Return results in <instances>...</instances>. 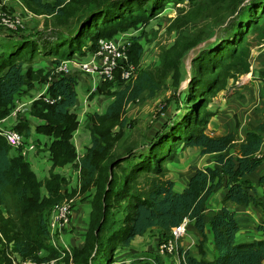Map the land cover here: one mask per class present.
<instances>
[{
    "label": "trees",
    "instance_id": "obj_1",
    "mask_svg": "<svg viewBox=\"0 0 264 264\" xmlns=\"http://www.w3.org/2000/svg\"><path fill=\"white\" fill-rule=\"evenodd\" d=\"M20 2L33 14L54 17L58 26L67 28L58 30L53 41H43L41 45L37 44V35L6 32L4 51L0 53V122L9 117L22 88L46 84L43 63L32 64L36 57L50 58L54 66L74 56L87 59L100 40L140 30L128 51V63L137 64L143 51L139 42L143 30L158 19L167 5L182 6L180 40L168 58L169 54L162 57L164 71H172L174 87L181 79L183 57L202 44L192 59L186 92L145 146H130L118 157L112 154L124 136V128L128 124L127 128H131L124 116L126 109L143 96L155 97L160 90L159 78L151 71H138L133 82L122 85L118 70L115 83H108L118 87L108 92L111 103L101 114L88 116L91 141L79 159L81 193L93 187L95 194L83 244L71 251V264H115V254L136 237L155 229L161 233V243L184 220L193 223L200 237L199 257L179 251L183 256L180 264H264V241L236 243L239 228L235 213L227 207L253 205L264 210L260 202L264 192L260 194L249 179L264 165V157H257L264 122L250 127L241 142L235 134L210 137L205 133L214 115L209 109L213 99L230 80L248 72L250 51L264 40V0ZM75 85L73 77L53 76L43 97L54 102L47 104L42 97L32 101L26 107L27 119L19 117L12 127L26 139L31 131L28 116L37 120L35 133L50 140L51 169L46 179L38 180L28 162L0 133V264H10L3 244L23 260L44 261L59 256L46 243L47 221L49 210L65 197L61 193L64 179L53 171L73 165L77 156L72 135L79 123L70 111L76 104ZM116 127L118 132L113 133ZM180 148H197L202 155H217V159L212 168L196 169L185 188L177 193L165 164L175 159ZM12 151L19 155L12 157ZM127 160H131L129 167L122 165ZM258 180L264 185V173ZM221 187L225 191L221 209L209 222L214 244V256L209 261L204 251V213L208 199ZM39 252L42 257H38ZM150 260L144 264H158L157 257ZM64 261L68 264L67 258Z\"/></svg>",
    "mask_w": 264,
    "mask_h": 264
},
{
    "label": "crops",
    "instance_id": "obj_2",
    "mask_svg": "<svg viewBox=\"0 0 264 264\" xmlns=\"http://www.w3.org/2000/svg\"><path fill=\"white\" fill-rule=\"evenodd\" d=\"M10 3L12 4H10L9 8L18 11L19 9L16 7L19 8L20 6L27 15L29 13L33 15V13L29 11L27 7L20 2V0H10ZM248 62V72L239 76L236 81L230 80L226 88L219 92L210 104L209 109L214 113V115L208 121L205 131V133L210 137L235 134L237 136L238 142H241L244 139L245 132L250 127L258 126L264 122V40L261 44L254 46L251 49ZM79 74H81V72H79L76 66H73L66 76L73 77L76 80V77ZM35 89L38 91L34 92V94H31ZM45 91V85H34L31 89L22 88L20 94L14 100L13 109H15L19 104H26L27 107L30 102L37 100L38 95ZM86 98H84L82 101L76 100V104L70 109V111L76 115L77 121L79 123L78 129L72 135V144L78 149L83 142V138L85 137V134H80L81 132L79 133V118H81L83 121L86 114L92 115L96 112L91 110V102ZM111 101L112 98H110L108 105L111 103ZM26 111V108L20 110V112L17 113L15 117L9 115V117L15 119L14 123L9 128L12 129L19 117L22 119H27ZM28 120V124L30 125L31 129L30 135L32 136L35 133L34 128L36 126L37 120L32 118L29 119V116ZM45 138V142L42 145L39 144V152L32 154L31 159H33V161L30 160L31 163L26 161V157H23L24 160L30 165L31 170L36 175L38 180L41 179L38 178L37 174L41 176L42 179H45L47 178L48 172L51 169V158L48 151L50 140L48 141L47 137ZM44 150L47 153V159L40 155V152H45ZM80 150L81 147L78 152L83 155L84 152H81ZM17 155L19 154L16 151L11 152L12 157ZM43 155L45 154L43 153ZM216 159L217 155H202L200 149L197 148H180V151H178L175 159L166 166L168 171L167 177L173 181L174 188L177 187L181 190L187 185L190 176L196 169L207 167L212 168L216 165ZM178 160L180 161V166H178L176 162ZM58 168L59 167L55 168L54 171ZM72 168L70 165L60 167V170L62 169L61 172H67L70 169L68 172L69 174H64L66 176H62L61 174L57 173L64 179V183L61 185V193L65 196L64 201H72V212L70 226L68 229L69 231L72 230V233H69L67 230L63 235L57 237V242L55 240L54 241L56 246L58 245L61 248L65 247L68 251H72L74 248H78L83 244L89 215L91 213V201L95 194V189L93 187L89 188L84 193H81V185L77 186L78 181ZM171 169H174V171L169 173L171 172ZM263 173L264 165L262 164V166L256 170L255 173L249 176V179L252 181L256 190L260 194L264 192V185L259 184L258 179ZM42 193L46 194L44 190H42ZM73 193H76L77 195H73ZM224 194L225 191L222 187L216 189L208 199L207 209L204 213V232L207 238L206 243L204 244V251L206 253V259L209 261H211L214 256V244L212 234L209 229V222L211 221L214 214L221 209V200ZM77 198L78 200L75 202ZM78 202L86 203L87 207H85V205L76 207ZM260 202L264 206V199L261 198ZM227 207L229 210L235 213V218L236 215L243 216L245 217V221L250 222V230L248 232H243L244 234H239L242 232L238 229L236 237H238V235L254 236V231L261 233L264 232V210L261 207H256L253 205H249L248 207H239L233 204H227ZM236 221L240 222L242 220L239 221L236 219ZM249 233L250 235H248ZM160 237L161 233L155 229L146 233L144 236L136 237L127 248L120 249L115 254V264H144V262H151V257H157L158 264H180L181 258L179 257V251L184 254L188 253V255L191 257H199L197 247L200 237L192 222H188L185 235L180 239V242L177 246L178 253L175 255L163 257L158 256L157 249L160 244ZM135 256H137L138 259H134ZM143 259L144 261L142 262L138 261ZM68 264H71V260L68 262Z\"/></svg>",
    "mask_w": 264,
    "mask_h": 264
},
{
    "label": "rangeland",
    "instance_id": "obj_3",
    "mask_svg": "<svg viewBox=\"0 0 264 264\" xmlns=\"http://www.w3.org/2000/svg\"><path fill=\"white\" fill-rule=\"evenodd\" d=\"M10 4L12 3L10 2L7 3V5L4 7V10H10L14 12L15 11L14 9L9 8ZM180 7H182L180 4L167 5L163 13L159 15L158 19L152 21L143 30L145 33H142L141 39H139V42L142 43V48H143L139 61L137 64L129 62L131 65L134 66L136 70V75L138 71L140 72L142 70H149L151 71V74L155 76V78H159L157 83L159 84L160 90L156 93L155 97L149 98L147 96H143L139 101L131 104L129 108L126 109L124 116L126 120L131 124V128H127L129 124L124 128V132H125L124 136L114 146V152H112V154L116 157L126 153V151H128L130 146L138 147V148L145 146V144H147L150 141L153 132L161 125L163 121H167V119L175 111L176 103H178L177 102L178 98L179 97L181 98V95H183L184 92H186L188 78L190 76V71H191V62L195 55V52L199 49V47L202 46V44L201 46H198V48L190 50L183 57L180 65L181 79L178 84V87L177 86L174 87L173 85L172 71H164L163 65L165 61L164 60L162 61V57L167 56L170 53L173 45L178 40H180V19H179ZM16 8L21 10L22 12V13L20 12L21 16L24 18L23 28L20 29L17 33L19 34L31 33V35L33 36L37 35L35 37L39 39V42L37 43L38 45H41L43 41H47V42L53 41L55 38V33L58 30H64L65 28H67L66 26H62V27L58 26L55 22L54 17L45 16V15H41L42 17H40V15L38 16L33 14V17L30 18L29 16L25 15L26 13L22 11L20 6L19 8L18 7ZM6 35L7 33L3 31V29L0 27V53L4 51V47L2 45L7 40V38H5ZM170 55L171 54H169L167 58ZM72 59L75 61H86V59H79L76 56H74ZM40 63H43L44 69L46 70L45 85L47 86L50 80L53 78L50 70L51 68L54 67V65L52 64V60L50 58L41 59L40 57H36L34 59V63L32 64L40 65ZM68 67L69 70H71L73 66L69 64ZM238 77L233 81H236ZM115 79H116V75H115ZM76 80H77L75 85L76 100L82 101L84 98L87 97L86 99L91 102L90 105L91 110H93L94 112L96 111L95 113L98 112L99 114H101L104 111V108L110 102L111 97L108 96L109 95L108 92H110L112 89L118 88L108 84L111 82H97L94 77L85 74H79L76 77ZM112 83H115V80ZM121 83L122 85L127 84L122 80ZM105 85H107L106 88H104ZM107 88L109 89L107 90ZM35 90H33L31 94H34V92L38 91ZM88 116L89 115L86 114L84 116L83 121L81 118H79L80 119L79 133L81 132L80 134H85V137L83 138V142H82L83 144L80 142L81 146H79V149L81 147L80 151L84 153L87 150V147L90 146V141H91L88 130V118H89ZM14 121H15L14 118L8 117L6 120H4V122L0 123V130L8 129L14 123ZM117 132H118V128L116 127L114 128L113 133H117ZM19 134L23 138L24 144L31 143L35 146L36 152H39V144L42 145L46 140L45 137L41 135H37L36 133H34L32 136L29 135L26 139L24 138L26 136H24L21 133ZM79 149L76 148V152H78ZM43 153L45 155H43ZM32 154L33 153H28L25 156L26 161H29L30 163H31L30 160L33 161V159H31ZM40 155L44 156L47 159L46 151L40 152ZM176 162L178 166H180V161L178 160ZM130 163L131 160H127L124 161L122 165L129 167ZM168 164L169 163L165 165L167 166ZM72 169L73 171L77 170L76 168H72ZM61 171L62 169L60 170V168H58L53 172L59 173L62 176H66L64 174H69L68 172L70 171V169L67 172H61ZM173 171L174 169H171V172L169 173H172ZM37 176L39 179H41L40 181L44 180V178L42 179V177L39 176L38 174ZM48 176H49V172H48ZM78 185H81V175H79L78 178L77 186ZM183 189L180 190V188L178 189L177 187H175L174 191L180 193ZM73 195H77V194L73 193ZM77 200L78 198L75 200V202ZM63 201L64 199L58 204L63 203ZM80 202L76 204V207L80 205H85V207H87L86 203L84 202L80 203ZM54 207H52L48 213H51ZM236 219L239 221L242 220L240 222L237 221L239 230L242 232L239 234H244L243 232L245 231L248 232L250 230V222L245 221V217L236 215ZM68 229L69 227L65 229L61 235H63ZM71 231L72 230L70 231L68 230L69 233H72ZM254 232H255L254 236L238 235V237H236V243H249L260 239L264 240V232L263 233L258 231H254ZM248 235H250V233ZM49 236L50 235L47 236L46 243L49 246H51L54 250H56L59 253V256L57 258H52L44 261H36V262L40 264L42 263L65 264L64 260L66 258L68 259L69 262L72 256L71 250H69L70 252H67L65 249L63 250L58 245L57 248H55L54 246L51 245L50 242L51 239ZM53 237L54 240L57 242L58 236H53ZM3 245H4L3 248L5 249L6 257L10 260V264H14V263L17 264L19 262L27 261V260H23L22 258H19L16 254H12L10 252V246L8 244L7 245L3 244ZM42 256L43 253L39 252L38 257H42ZM134 259H138L137 256H135Z\"/></svg>",
    "mask_w": 264,
    "mask_h": 264
},
{
    "label": "built area",
    "instance_id": "obj_4",
    "mask_svg": "<svg viewBox=\"0 0 264 264\" xmlns=\"http://www.w3.org/2000/svg\"><path fill=\"white\" fill-rule=\"evenodd\" d=\"M10 0L0 1V27L5 32H17L23 28L24 18L21 16V10L10 11L4 10V7ZM23 11V10H22ZM21 12V13H20ZM26 16L33 17L31 13ZM140 30L121 33L114 39L100 40L96 50L87 54L86 61H64L51 68L50 72L52 76H62L69 73L68 65L76 66L81 74H85L94 77L97 82H114L115 75L119 70L120 80L126 83H131L136 78V70L133 65L128 63V51L131 47L132 38L140 36ZM46 86V85H45ZM48 85L46 86L47 89ZM45 92L38 95L43 98L45 103L52 104L54 100L49 97H43ZM34 101V100H33ZM31 103V102H30ZM26 104H19L10 113V116L15 117L20 110L25 109ZM4 121V120H3ZM1 135L4 137L8 145L13 150H18L21 156L25 158L28 153H35L36 148L33 144H24L23 138L19 133L11 128L0 130ZM83 155L77 152L76 159L71 168H76L74 171L76 179L78 181L80 175L79 159ZM258 158L264 157V138L262 140L260 151L257 154ZM72 201H63L56 205L49 216L47 221L48 235H50L51 245L57 248L54 237L60 236L65 229L70 226ZM189 221L184 220L180 225L173 228L170 232V238L161 242L157 249V254L160 257L175 255L178 253V243L180 239L185 235L186 227ZM69 252L65 247L62 248ZM180 255V254H179ZM183 260V256H179ZM27 261L19 262L17 264H40L36 260L26 259ZM15 264V263H14ZM46 264V263H42ZM54 264V263H53Z\"/></svg>",
    "mask_w": 264,
    "mask_h": 264
},
{
    "label": "water",
    "instance_id": "obj_5",
    "mask_svg": "<svg viewBox=\"0 0 264 264\" xmlns=\"http://www.w3.org/2000/svg\"><path fill=\"white\" fill-rule=\"evenodd\" d=\"M198 48V47H197Z\"/></svg>",
    "mask_w": 264,
    "mask_h": 264
}]
</instances>
